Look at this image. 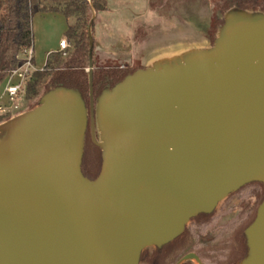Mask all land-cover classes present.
Returning <instances> with one entry per match:
<instances>
[{"label": "water", "instance_id": "water-1", "mask_svg": "<svg viewBox=\"0 0 264 264\" xmlns=\"http://www.w3.org/2000/svg\"><path fill=\"white\" fill-rule=\"evenodd\" d=\"M95 16L88 108L56 86L0 123V264H139L241 187L264 185V12L228 10L210 47L139 68L96 99ZM88 126L94 179L81 170ZM244 237L239 264H264V195ZM188 259L202 264L195 253L176 264Z\"/></svg>", "mask_w": 264, "mask_h": 264}, {"label": "trees", "instance_id": "trees-1", "mask_svg": "<svg viewBox=\"0 0 264 264\" xmlns=\"http://www.w3.org/2000/svg\"><path fill=\"white\" fill-rule=\"evenodd\" d=\"M209 1L211 18L207 29L208 39L212 43L228 10L235 8L249 12H264V0ZM38 3L41 4L42 12L61 13L66 18H74L75 23L65 32L70 48L65 50L66 54L62 51L48 54L43 69L34 70L25 81V98L33 99L56 86H64L77 90L88 106L89 73L83 70L89 66L88 27L93 13L97 14L106 9V0H0V83L9 71L17 67L18 55H25L32 50L31 19L33 9ZM91 32H94V21ZM93 54L94 39L92 59ZM31 62L33 63V56ZM135 70L137 69H93L94 99L104 88L112 87ZM100 168L101 150L88 134L84 140L82 173L88 179H94L98 176ZM213 214L214 212L200 214L192 218L183 233L172 242L160 248L152 247L151 256L148 255V248L144 249L140 262L176 264L184 255L195 253L203 264H237L247 252L244 230L255 216V206L233 218L215 236L204 237L203 233ZM195 263L194 260L188 259L181 264Z\"/></svg>", "mask_w": 264, "mask_h": 264}, {"label": "rangeland", "instance_id": "rangeland-1", "mask_svg": "<svg viewBox=\"0 0 264 264\" xmlns=\"http://www.w3.org/2000/svg\"><path fill=\"white\" fill-rule=\"evenodd\" d=\"M110 10L100 11L94 18V54L93 69H138L153 64L156 61L171 58L186 50L207 48L212 42L208 37V23L211 18V2L209 0H106ZM123 7V15L131 19L121 28L116 19V9ZM41 4L33 9L31 19L32 52L18 55L17 69L22 72L23 62L33 54V66L43 69L48 54L70 48V42L65 38L66 30L75 23L74 18H66L57 12H42ZM123 29V30H122ZM123 31V32H122ZM187 31V32H186ZM121 33V35H120ZM65 39L68 47L59 48L61 39ZM14 68V69H16ZM13 69V70H14ZM88 67H84L85 73ZM9 71L0 83V94L3 91ZM34 72L29 67L27 78ZM25 79V81L27 80ZM18 81L14 78L13 84ZM25 81L21 97L17 100L18 108L0 115L1 120H8L32 107H35L41 94L33 99L25 98ZM2 121V122H4ZM0 122V123H2ZM96 136L98 134L96 133ZM261 186L251 183L242 187L214 212V221L205 235H212L232 218L243 205L254 204V192H261ZM264 194V192H262ZM224 201V200H223ZM222 201V202H223ZM206 235V236H207ZM152 247L148 248L151 256ZM139 264H148L146 261ZM196 264V263H195Z\"/></svg>", "mask_w": 264, "mask_h": 264}, {"label": "built area", "instance_id": "built-area-1", "mask_svg": "<svg viewBox=\"0 0 264 264\" xmlns=\"http://www.w3.org/2000/svg\"><path fill=\"white\" fill-rule=\"evenodd\" d=\"M66 47H68V43L63 38L59 42V48L60 50H63ZM28 52L32 53L31 50H29ZM32 56L33 54H29L28 59L25 60L22 64V67L25 68V71L23 70L22 72H20L16 68L12 70L11 75L6 78L3 91L0 94V115L11 112L18 108L17 100L19 97H21L20 92L22 91L23 83L27 78V71L29 67L36 70V68L33 66V63L31 62ZM14 78H17L18 81L13 84L12 82Z\"/></svg>", "mask_w": 264, "mask_h": 264}, {"label": "flooded vegetation", "instance_id": "flooded-vegetation-1", "mask_svg": "<svg viewBox=\"0 0 264 264\" xmlns=\"http://www.w3.org/2000/svg\"><path fill=\"white\" fill-rule=\"evenodd\" d=\"M87 108H88V106H87ZM88 116H89V114H88ZM97 133V132H96ZM89 134V136H90V139H91V135H90V130H89V126H88V128L86 129V132H85V140L87 139V135ZM251 184V183H250ZM255 185H258L259 184V186H261V192H254V194H253V196H254V199H255V201H254V204H249V203H247V205L245 204V205H243L242 207H241V209L240 210H238L237 211V213L232 217V218H230L226 223H224L222 226H221V228L217 231V232H215L214 234H212V235H205L204 233H203V235H204V237H213V236H215L216 234H218L219 232H220V230L224 227V225H226L229 221H231L233 218H235L236 216H238L239 214H242L243 212H248V211H250L251 210V208L253 207V206H255V213H256V209H257V206L259 205V203H260V201L262 200V197H263V193L262 192H264V185H262V184H260V183H254ZM247 185H249V184H247ZM247 185H245V186H247ZM244 187V186H243ZM242 188V187H241ZM240 188V189H241ZM238 191V190H237ZM233 194V193H232ZM231 196V194L228 196V197H226L225 199H224V201L222 202H220L218 205H217V207L215 208V210L213 211V212H216L217 211V209L218 208H221L222 207V204L225 202V201H227V199L229 198ZM260 197V198H259ZM212 212V213H213ZM211 214V213H210ZM214 214L212 215V217H211V221H210V223H209V225L206 227V229L209 227V226H211L212 225V223H213V221H214ZM192 220V219H191ZM190 220V221H191ZM189 221V222H190ZM189 222L187 223V225L189 224ZM206 229H205V231H206ZM201 260V259H200ZM201 262H202V260H201ZM240 262V261H239ZM239 262L237 263V264H239ZM202 264H203V262H202Z\"/></svg>", "mask_w": 264, "mask_h": 264}, {"label": "crops", "instance_id": "crops-1", "mask_svg": "<svg viewBox=\"0 0 264 264\" xmlns=\"http://www.w3.org/2000/svg\"><path fill=\"white\" fill-rule=\"evenodd\" d=\"M107 10H109L108 9V7H107V1H106V9L104 10V11H107ZM123 10H124V8L122 7H119L118 9H116V12H117V15H116V19L118 20V23H119V26L121 27V28H123L125 25H126V23L128 24V22H130L131 23V19L129 20V18L128 17H125L124 15H123ZM110 11V10H109ZM123 30V29H122ZM123 32V31H122ZM187 32V31H186ZM120 35H121V33H120ZM33 53V52H32ZM5 85V84H4Z\"/></svg>", "mask_w": 264, "mask_h": 264}]
</instances>
